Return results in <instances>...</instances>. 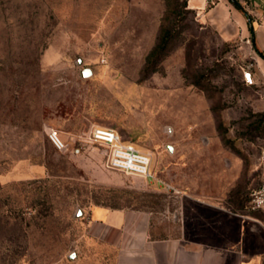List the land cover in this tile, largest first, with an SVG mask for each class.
<instances>
[{"label": "rangeland", "instance_id": "374dc122", "mask_svg": "<svg viewBox=\"0 0 264 264\" xmlns=\"http://www.w3.org/2000/svg\"><path fill=\"white\" fill-rule=\"evenodd\" d=\"M192 1L0 0V264H114L93 205L154 211L158 236L184 194L254 213L264 99L241 80L247 48ZM98 125L151 152L172 187L108 169L87 140Z\"/></svg>", "mask_w": 264, "mask_h": 264}, {"label": "crops", "instance_id": "0c3cea01", "mask_svg": "<svg viewBox=\"0 0 264 264\" xmlns=\"http://www.w3.org/2000/svg\"><path fill=\"white\" fill-rule=\"evenodd\" d=\"M192 2L202 22L247 48L255 83L246 84L242 72L241 80L264 99V0ZM84 212L89 227L114 246V264H264L260 217L221 198L184 194L168 216L176 231L166 236L153 234L151 210L93 205Z\"/></svg>", "mask_w": 264, "mask_h": 264}, {"label": "built area", "instance_id": "2783aa9c", "mask_svg": "<svg viewBox=\"0 0 264 264\" xmlns=\"http://www.w3.org/2000/svg\"><path fill=\"white\" fill-rule=\"evenodd\" d=\"M219 1L220 0H207V2L212 4ZM262 25L264 28V18ZM242 74L246 84L252 85L255 83L250 64L242 67ZM50 137L56 144H58L56 138L60 141V144H62L56 132L51 133ZM87 140L94 146L103 147L105 165L108 169L140 176L146 180L152 179L160 184H165L168 188L172 187L155 174L153 170V154L149 151L140 149L132 141L124 139L117 129L99 125L94 126L90 130ZM81 150L82 146L80 145H76L73 148V152L76 154L80 153ZM260 163L264 166V150L260 156ZM248 209L251 211H264V181L251 191Z\"/></svg>", "mask_w": 264, "mask_h": 264}, {"label": "water", "instance_id": "95a60500", "mask_svg": "<svg viewBox=\"0 0 264 264\" xmlns=\"http://www.w3.org/2000/svg\"><path fill=\"white\" fill-rule=\"evenodd\" d=\"M91 70L89 68H86L82 71V76L83 77H86V76H89L91 74ZM80 211V210H79Z\"/></svg>", "mask_w": 264, "mask_h": 264}, {"label": "bare ground", "instance_id": "6f19581e", "mask_svg": "<svg viewBox=\"0 0 264 264\" xmlns=\"http://www.w3.org/2000/svg\"><path fill=\"white\" fill-rule=\"evenodd\" d=\"M56 141L58 142V143H60V141L56 138Z\"/></svg>", "mask_w": 264, "mask_h": 264}]
</instances>
